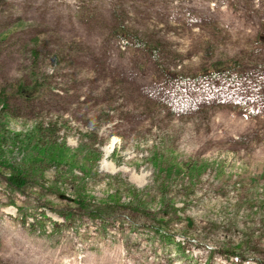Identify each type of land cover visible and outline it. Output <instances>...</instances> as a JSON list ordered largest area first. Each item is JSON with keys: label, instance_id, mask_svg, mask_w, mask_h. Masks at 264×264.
I'll return each mask as SVG.
<instances>
[{"label": "rangeland", "instance_id": "obj_1", "mask_svg": "<svg viewBox=\"0 0 264 264\" xmlns=\"http://www.w3.org/2000/svg\"><path fill=\"white\" fill-rule=\"evenodd\" d=\"M0 264H264V0H0Z\"/></svg>", "mask_w": 264, "mask_h": 264}, {"label": "trees", "instance_id": "obj_2", "mask_svg": "<svg viewBox=\"0 0 264 264\" xmlns=\"http://www.w3.org/2000/svg\"><path fill=\"white\" fill-rule=\"evenodd\" d=\"M112 33L118 35V37L123 38L124 40L128 37L131 39L132 44L134 47L139 48L143 52H145L147 55H149L152 59H154V62H156V52L157 47L154 44H150L142 39H140L135 34L129 33L122 25H119L116 27L115 30H112ZM229 64H225L224 66H213L212 68L208 69L204 76L209 77H215L217 75H221L223 78L228 79L229 78ZM200 75V74H199ZM23 176L20 175V173L17 174H9L7 176L6 180L8 183L12 184L15 187H19L24 184Z\"/></svg>", "mask_w": 264, "mask_h": 264}, {"label": "bare ground", "instance_id": "obj_3", "mask_svg": "<svg viewBox=\"0 0 264 264\" xmlns=\"http://www.w3.org/2000/svg\"><path fill=\"white\" fill-rule=\"evenodd\" d=\"M105 163L103 162V165H104Z\"/></svg>", "mask_w": 264, "mask_h": 264}]
</instances>
